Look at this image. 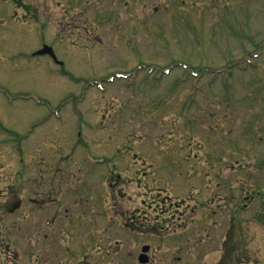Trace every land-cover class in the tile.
<instances>
[{
    "label": "rangeland",
    "instance_id": "374dc122",
    "mask_svg": "<svg viewBox=\"0 0 264 264\" xmlns=\"http://www.w3.org/2000/svg\"><path fill=\"white\" fill-rule=\"evenodd\" d=\"M44 43L72 76L33 57ZM0 57L8 96L29 95H0V197L31 221L1 223L0 264L78 263L120 223L154 230L151 264H264V0H0Z\"/></svg>",
    "mask_w": 264,
    "mask_h": 264
},
{
    "label": "flooded vegetation",
    "instance_id": "af4514ba",
    "mask_svg": "<svg viewBox=\"0 0 264 264\" xmlns=\"http://www.w3.org/2000/svg\"><path fill=\"white\" fill-rule=\"evenodd\" d=\"M59 39L61 41V37H59ZM1 48H4V45L3 47L1 46ZM1 60L2 59H0V69L4 71L5 70L3 64L4 62ZM8 196H11V194H9ZM9 205H10L9 213L0 215V225L1 223H4L5 220L8 218L12 220V223L6 226L7 230L3 233L8 237L15 235H17L18 237H22L31 229V221L29 220L30 217L28 214L27 215L24 214V217H21L23 215L20 216V214H17L23 207V201L17 198V196H14V199L9 198L7 196L0 197V207L9 206ZM126 222H128V219ZM138 229L140 228L138 227L137 229H134L133 227L129 228L128 225L124 226L123 224L121 225L120 223L118 234H116L115 231L114 232L105 231L102 232L101 234H97L94 231L90 232L88 235V239L86 241L88 252L81 261L72 264H127V262H124L127 260V258L128 260L131 259V261H135V264H138V260L144 246L149 245L151 248L150 251H152L153 249L152 246L154 245V243L151 244L143 243L145 240H152L153 238L152 235L154 234L153 233L150 234L149 236H151V238L147 239L144 233ZM39 230L40 229L38 228L37 234H40ZM108 235L111 236L116 235V237L112 239ZM45 237L48 238L47 235ZM85 237H87V235ZM92 237L94 238V240L92 239ZM48 240L50 239L48 238ZM1 245L2 247H0V252L2 253L5 249H7V252L9 253L10 243L7 241L6 237H2L0 239V246ZM48 246H51V243L46 242L44 249H46ZM53 246H56L54 241H53ZM80 247L84 248L83 240L82 242H80L76 250H79ZM156 249L157 247H155V250ZM74 251L75 248L71 250V252ZM74 260H76L75 257L74 259L73 258L71 259V261ZM63 262H64L63 260H59V264ZM45 264H47L46 260H45Z\"/></svg>",
    "mask_w": 264,
    "mask_h": 264
},
{
    "label": "water",
    "instance_id": "95a60500",
    "mask_svg": "<svg viewBox=\"0 0 264 264\" xmlns=\"http://www.w3.org/2000/svg\"><path fill=\"white\" fill-rule=\"evenodd\" d=\"M49 50H51L49 47H45L44 50L40 51L41 54L47 53Z\"/></svg>",
    "mask_w": 264,
    "mask_h": 264
}]
</instances>
